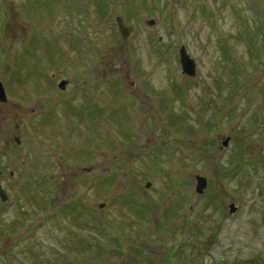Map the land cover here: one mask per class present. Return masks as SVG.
I'll return each instance as SVG.
<instances>
[{"label":"rangeland","instance_id":"1","mask_svg":"<svg viewBox=\"0 0 264 264\" xmlns=\"http://www.w3.org/2000/svg\"><path fill=\"white\" fill-rule=\"evenodd\" d=\"M0 79V264H264V0H0Z\"/></svg>","mask_w":264,"mask_h":264},{"label":"water","instance_id":"2","mask_svg":"<svg viewBox=\"0 0 264 264\" xmlns=\"http://www.w3.org/2000/svg\"><path fill=\"white\" fill-rule=\"evenodd\" d=\"M115 19L117 22L118 31L120 35L122 36V38H126L132 31L133 25L125 24L123 21V18L120 15H117ZM154 21H155L154 18L147 19V23L149 24H153ZM179 59H180L181 67H182V72L188 75H194L196 64H195L194 59L187 52L184 45H181L179 48ZM59 85L63 87L64 81L59 82ZM0 100L1 101L6 100L4 89H3L1 82H0ZM16 140L18 141V137H16ZM228 140H229V136L224 137L222 139V144L227 145ZM195 179H196L195 190L197 192H202L207 184L206 177L201 174H196ZM149 184L150 182H146V186H148ZM0 197L2 200L6 199L7 197V194L5 190L2 188L1 184H0ZM229 206H230V211H233L235 209V205L233 202H231Z\"/></svg>","mask_w":264,"mask_h":264},{"label":"flooded vegetation","instance_id":"3","mask_svg":"<svg viewBox=\"0 0 264 264\" xmlns=\"http://www.w3.org/2000/svg\"><path fill=\"white\" fill-rule=\"evenodd\" d=\"M53 71H57V70H56V69H54V70H53V69H50V70H49L50 73H52ZM61 77H62V76H61ZM5 89H6V92H7L8 87H7V88L5 87Z\"/></svg>","mask_w":264,"mask_h":264},{"label":"trees","instance_id":"4","mask_svg":"<svg viewBox=\"0 0 264 264\" xmlns=\"http://www.w3.org/2000/svg\"><path fill=\"white\" fill-rule=\"evenodd\" d=\"M230 169H231V170H233V171H230V173L235 171V169H234L233 167H232V168H230Z\"/></svg>","mask_w":264,"mask_h":264}]
</instances>
